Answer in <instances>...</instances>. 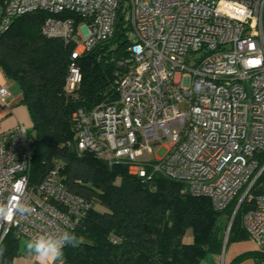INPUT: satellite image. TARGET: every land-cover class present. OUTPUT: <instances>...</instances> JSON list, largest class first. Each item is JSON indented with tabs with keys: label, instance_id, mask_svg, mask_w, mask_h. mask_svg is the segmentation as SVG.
Instances as JSON below:
<instances>
[{
	"label": "built area",
	"instance_id": "1",
	"mask_svg": "<svg viewBox=\"0 0 264 264\" xmlns=\"http://www.w3.org/2000/svg\"><path fill=\"white\" fill-rule=\"evenodd\" d=\"M36 10L50 14L41 33L70 47L67 93L81 81L79 59L113 36L118 16L127 28L115 98L72 114L77 150L124 164L142 181L175 180L216 210L240 194L239 204L252 202L242 225L264 264V183L248 195L264 169V0H0V34ZM8 96L0 87L1 104ZM27 130L0 127V202L31 208L0 221V241L70 232L91 208L62 180L59 162L29 182ZM163 141L165 153L153 154ZM144 152L153 157L141 159Z\"/></svg>",
	"mask_w": 264,
	"mask_h": 264
},
{
	"label": "trees",
	"instance_id": "2",
	"mask_svg": "<svg viewBox=\"0 0 264 264\" xmlns=\"http://www.w3.org/2000/svg\"><path fill=\"white\" fill-rule=\"evenodd\" d=\"M49 16L36 10L11 22L0 34V69L17 84L19 102L31 120L29 182H39L59 162L62 180L91 204L86 217L70 231L80 243L65 248L64 264H203L208 254H219L224 246L246 240L242 217L252 206L246 198L227 232L239 196L225 209L216 210L208 197L182 192L183 185L175 180L156 176L142 181L124 164H108L91 152L77 150L72 114L115 98L118 63L128 56L127 28L118 16L113 36L79 59L81 81L67 93L64 80L70 47L41 33ZM263 183L264 169L248 195L256 196ZM188 229L192 241L186 243L183 237ZM19 243L12 233L0 241L6 248L0 264H11ZM253 257L260 264L261 256Z\"/></svg>",
	"mask_w": 264,
	"mask_h": 264
},
{
	"label": "clouds",
	"instance_id": "3",
	"mask_svg": "<svg viewBox=\"0 0 264 264\" xmlns=\"http://www.w3.org/2000/svg\"><path fill=\"white\" fill-rule=\"evenodd\" d=\"M13 191L19 193L21 189L14 184ZM30 213L31 208L22 200L17 199L11 204L0 202V221L11 222L17 215ZM79 243V237L73 232L44 233L27 239L24 250L35 258L37 264H64L65 248L78 246ZM5 252L6 248L0 246V259Z\"/></svg>",
	"mask_w": 264,
	"mask_h": 264
},
{
	"label": "crops",
	"instance_id": "4",
	"mask_svg": "<svg viewBox=\"0 0 264 264\" xmlns=\"http://www.w3.org/2000/svg\"><path fill=\"white\" fill-rule=\"evenodd\" d=\"M6 87L9 96L5 105L0 103V127L3 130L11 129L18 124L31 127L27 109L20 104V90L15 83L8 79L0 69V87ZM28 124V125H27ZM256 253V246L249 237L246 240L236 241L224 246L219 254H212V264H230L236 257L245 255L236 264H255L253 255Z\"/></svg>",
	"mask_w": 264,
	"mask_h": 264
},
{
	"label": "rangeland",
	"instance_id": "5",
	"mask_svg": "<svg viewBox=\"0 0 264 264\" xmlns=\"http://www.w3.org/2000/svg\"><path fill=\"white\" fill-rule=\"evenodd\" d=\"M15 85H17V84L15 83ZM164 144H166V141H163L162 144L159 146H156V147L153 146V154H155L157 156H162L165 153V149L163 147ZM153 154L144 152L140 158L141 159H149V158L153 157ZM239 197H240V194H239ZM96 208H99V205H96ZM227 224H229V220L227 221ZM183 241L186 243L192 241V232L190 229L186 230L184 237H183ZM25 242H26V239H24V238L20 239L18 254L15 257H13L11 264H37L35 258L25 252V250H24ZM211 262H212V254H208L202 260L203 264H212Z\"/></svg>",
	"mask_w": 264,
	"mask_h": 264
},
{
	"label": "water",
	"instance_id": "6",
	"mask_svg": "<svg viewBox=\"0 0 264 264\" xmlns=\"http://www.w3.org/2000/svg\"><path fill=\"white\" fill-rule=\"evenodd\" d=\"M238 205H239V203H238ZM238 205L236 206V208H235V210H234V212H233V214H232V216H231V218H230V220H229L228 229H229V226H230V224H231V221H232V219H233V217H234V214H235V212H236V210H237ZM226 239H227V236L225 237V240H226Z\"/></svg>",
	"mask_w": 264,
	"mask_h": 264
}]
</instances>
